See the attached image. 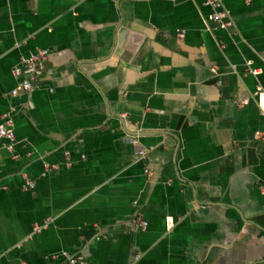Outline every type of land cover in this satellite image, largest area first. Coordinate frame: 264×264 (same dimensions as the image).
<instances>
[{
  "label": "crops",
  "instance_id": "crops-1",
  "mask_svg": "<svg viewBox=\"0 0 264 264\" xmlns=\"http://www.w3.org/2000/svg\"><path fill=\"white\" fill-rule=\"evenodd\" d=\"M220 2L0 0V264H264V0Z\"/></svg>",
  "mask_w": 264,
  "mask_h": 264
},
{
  "label": "built area",
  "instance_id": "built-area-1",
  "mask_svg": "<svg viewBox=\"0 0 264 264\" xmlns=\"http://www.w3.org/2000/svg\"><path fill=\"white\" fill-rule=\"evenodd\" d=\"M207 5H210L215 9V13L213 14V19L216 23H220L224 28H230L233 26L231 20H225L227 16V11L220 10L221 2L220 0H206ZM50 57V51L47 49H41L38 51L37 54L33 55L31 58H27L22 61V67L17 68L14 70V74L17 77H25L22 80L19 87L13 91V95H18L20 92H28L33 89L34 83L39 80V76L42 74V71L38 69V66L43 63L47 62ZM25 71L30 72V75L25 76ZM248 73L253 75H258L260 72L259 70H252L249 69ZM258 137L263 139L264 133H259ZM0 139L5 140L8 143V150H14V144L16 140V134L13 125L11 122L2 123L0 124ZM142 155V153H140ZM52 169V168H48ZM36 183L30 180H26L25 184H23L22 188L26 190H30L35 188ZM143 227L148 226V221L142 220L140 221ZM67 264H88V261L85 256L83 255H68V262Z\"/></svg>",
  "mask_w": 264,
  "mask_h": 264
}]
</instances>
